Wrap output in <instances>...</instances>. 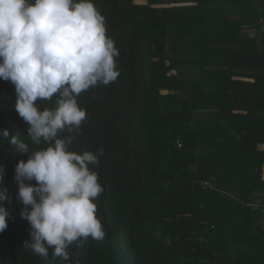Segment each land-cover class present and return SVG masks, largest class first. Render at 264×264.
<instances>
[{"label":"trees","instance_id":"obj_1","mask_svg":"<svg viewBox=\"0 0 264 264\" xmlns=\"http://www.w3.org/2000/svg\"><path fill=\"white\" fill-rule=\"evenodd\" d=\"M223 5L0 0V264H264V1Z\"/></svg>","mask_w":264,"mask_h":264},{"label":"crops","instance_id":"obj_2","mask_svg":"<svg viewBox=\"0 0 264 264\" xmlns=\"http://www.w3.org/2000/svg\"><path fill=\"white\" fill-rule=\"evenodd\" d=\"M142 3L145 2V0H141ZM254 3H257V0H251ZM264 1V0H263ZM222 2L224 3V8L232 10L233 7L236 4H244L245 0H222ZM238 16V13L232 11H228L225 16L222 15V17H225L226 19L230 20V19H234ZM257 149L262 150L264 149V143H260L257 145ZM261 194L260 192L256 191L253 195V208L254 209H259L260 214L257 215L256 220H255V225L257 226H262V228L264 229V199L260 200L258 198L257 195ZM264 238V235L262 236ZM263 240V239H262ZM263 255H264V240H263Z\"/></svg>","mask_w":264,"mask_h":264},{"label":"rangeland","instance_id":"obj_3","mask_svg":"<svg viewBox=\"0 0 264 264\" xmlns=\"http://www.w3.org/2000/svg\"><path fill=\"white\" fill-rule=\"evenodd\" d=\"M134 2H136V3H142V1L141 0H134ZM246 29V31H247V28H245ZM188 74V76L189 75H195L196 74V69H188V72H187ZM208 115H210V114H208ZM212 119H215V117H213ZM194 121L196 120V118H194L193 119ZM217 120H218V123H221V124H223V125H226L227 124V122H226V120H224V119H219L218 117H217ZM253 203V202H252ZM252 206H254L253 204H251Z\"/></svg>","mask_w":264,"mask_h":264},{"label":"water","instance_id":"obj_4","mask_svg":"<svg viewBox=\"0 0 264 264\" xmlns=\"http://www.w3.org/2000/svg\"><path fill=\"white\" fill-rule=\"evenodd\" d=\"M257 45H259V46L262 45V37H261V35H257Z\"/></svg>","mask_w":264,"mask_h":264},{"label":"built area","instance_id":"obj_5","mask_svg":"<svg viewBox=\"0 0 264 264\" xmlns=\"http://www.w3.org/2000/svg\"><path fill=\"white\" fill-rule=\"evenodd\" d=\"M263 28H264V26H263ZM178 145H180V143H178Z\"/></svg>","mask_w":264,"mask_h":264}]
</instances>
